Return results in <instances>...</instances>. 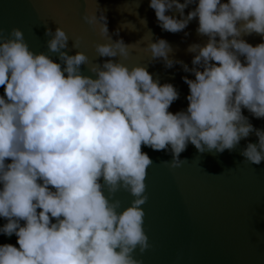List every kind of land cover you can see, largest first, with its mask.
Instances as JSON below:
<instances>
[{"label":"clouds","instance_id":"obj_1","mask_svg":"<svg viewBox=\"0 0 264 264\" xmlns=\"http://www.w3.org/2000/svg\"><path fill=\"white\" fill-rule=\"evenodd\" d=\"M149 7L163 31L181 32L198 18V35L208 37L204 46L188 47L192 68L169 58L165 39L146 46L149 62L162 59L166 68L180 64L194 74L182 77L186 111H168L179 98L171 83L122 62L133 44L112 40L103 12L83 16L106 37L95 45L97 57L109 58L102 64L63 51L70 37L60 26L45 30L48 53L60 63L30 50L20 28L8 37L0 29V217L7 220L0 233L14 234L19 245H0V264H142L133 253L152 247L142 206L153 165L142 146L170 151L172 160L163 163L175 169L187 161L180 155L189 143L217 155L255 133L258 142L240 155L249 164L264 161V130L242 114L264 119V42L242 38L264 39V0H150ZM173 9L180 19L166 14ZM82 65L92 75L82 74ZM121 189L134 197L122 210L115 199Z\"/></svg>","mask_w":264,"mask_h":264},{"label":"water","instance_id":"obj_2","mask_svg":"<svg viewBox=\"0 0 264 264\" xmlns=\"http://www.w3.org/2000/svg\"><path fill=\"white\" fill-rule=\"evenodd\" d=\"M149 3L150 0H0V29L8 37L12 28H20L30 50L47 53L60 63L58 54L48 53L47 41L51 37L45 35L46 28L54 33L60 26L70 37L63 51L69 55L81 51L90 63L102 64L109 58L97 57L95 45L106 42V37H101L98 27L88 25L83 16L86 11L96 12L98 17L103 12L112 40L122 38L125 44H133L128 59L122 62L129 67L145 66L161 85L171 83L179 98L168 111L173 114L186 111L189 88L182 77L195 79L194 74L183 71L180 64L166 68L162 59L149 62L151 54L146 46L165 39L172 48L169 58L192 68L195 54L188 52V47L204 46L208 37L198 35V18L181 32L163 31ZM196 6V3L189 5L184 15ZM166 14L181 18L175 9ZM117 29L119 36L115 34ZM242 38L253 46L264 42L257 34ZM73 41L77 43L76 49ZM240 59L244 62L243 57ZM81 72L92 75L87 66L82 65ZM2 95L4 89L0 87ZM242 114L254 128L264 130V119L255 118L247 109H242ZM249 142H258L255 133L242 139L234 151L225 150L217 155L199 153L189 143L180 155L187 161L175 169L163 163L172 160L170 151H153L142 146L153 161L145 180L148 200L142 206L143 227L152 247L143 254L137 249L133 253L136 259L142 264H264V161L260 165L244 161L240 152ZM115 199L120 200L122 210L130 206L134 197L121 189ZM6 223L0 217V227ZM3 244L19 247L14 234L8 237L0 233V245Z\"/></svg>","mask_w":264,"mask_h":264}]
</instances>
